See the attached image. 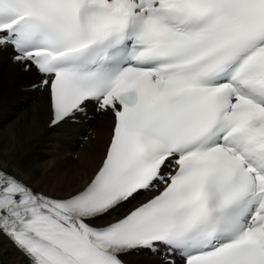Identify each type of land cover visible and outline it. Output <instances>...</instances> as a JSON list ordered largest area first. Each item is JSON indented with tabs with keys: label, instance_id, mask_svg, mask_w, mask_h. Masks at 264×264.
Segmentation results:
<instances>
[{
	"label": "snow or ice",
	"instance_id": "6c2138e0",
	"mask_svg": "<svg viewBox=\"0 0 264 264\" xmlns=\"http://www.w3.org/2000/svg\"><path fill=\"white\" fill-rule=\"evenodd\" d=\"M0 53L38 77L48 127L110 122L80 186L0 162V241L25 264H264V0H0Z\"/></svg>",
	"mask_w": 264,
	"mask_h": 264
},
{
	"label": "bare ground",
	"instance_id": "6f19581e",
	"mask_svg": "<svg viewBox=\"0 0 264 264\" xmlns=\"http://www.w3.org/2000/svg\"><path fill=\"white\" fill-rule=\"evenodd\" d=\"M38 77L22 72L0 53V162L10 161L49 191L77 187L95 172L108 140L105 116L48 129L46 93L33 89ZM89 115H92L91 110ZM129 264H155L153 255H131ZM0 264H25L0 241Z\"/></svg>",
	"mask_w": 264,
	"mask_h": 264
}]
</instances>
